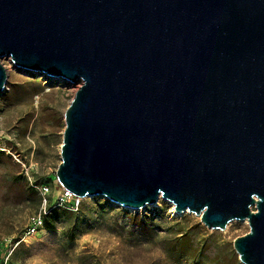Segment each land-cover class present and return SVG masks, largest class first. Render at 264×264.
Instances as JSON below:
<instances>
[{
    "label": "water",
    "instance_id": "1",
    "mask_svg": "<svg viewBox=\"0 0 264 264\" xmlns=\"http://www.w3.org/2000/svg\"><path fill=\"white\" fill-rule=\"evenodd\" d=\"M80 83L55 178L75 198L158 199L264 264V0H0V60ZM7 74L0 64V94Z\"/></svg>",
    "mask_w": 264,
    "mask_h": 264
},
{
    "label": "rangeland",
    "instance_id": "2",
    "mask_svg": "<svg viewBox=\"0 0 264 264\" xmlns=\"http://www.w3.org/2000/svg\"><path fill=\"white\" fill-rule=\"evenodd\" d=\"M0 64L7 74L0 94V246L14 248V263L241 264L232 243L248 233L246 221L209 230L194 214L174 215L162 199L129 210L103 197L76 198L47 216L52 231L24 237L32 217L57 206L63 114L80 83L63 85L7 59ZM180 232L191 240L187 255L174 252Z\"/></svg>",
    "mask_w": 264,
    "mask_h": 264
},
{
    "label": "built area",
    "instance_id": "3",
    "mask_svg": "<svg viewBox=\"0 0 264 264\" xmlns=\"http://www.w3.org/2000/svg\"><path fill=\"white\" fill-rule=\"evenodd\" d=\"M49 79V78H48ZM50 80V79H49ZM44 191H47L46 189ZM57 205L58 206H66L70 204L72 201H76L77 199L71 195L69 192L61 189L58 197H57ZM41 228H43V221L41 216H34L30 219L29 226L24 234V237L30 236L38 232ZM14 252V248L6 247L3 248L0 246V264H18L14 263L11 260L12 254Z\"/></svg>",
    "mask_w": 264,
    "mask_h": 264
},
{
    "label": "trees",
    "instance_id": "4",
    "mask_svg": "<svg viewBox=\"0 0 264 264\" xmlns=\"http://www.w3.org/2000/svg\"><path fill=\"white\" fill-rule=\"evenodd\" d=\"M73 206V205H71ZM62 207H67L66 206H56L54 208L49 207L48 208V213L44 216H42V221H43V228L46 231H52L53 230V223L47 220L48 215H54L57 213V211L62 208ZM134 220H138V218H134ZM172 243L176 246L177 249L174 250L179 255H187V252L190 251V237L187 233L185 232H180L176 234L175 238L172 240Z\"/></svg>",
    "mask_w": 264,
    "mask_h": 264
},
{
    "label": "bare ground",
    "instance_id": "5",
    "mask_svg": "<svg viewBox=\"0 0 264 264\" xmlns=\"http://www.w3.org/2000/svg\"><path fill=\"white\" fill-rule=\"evenodd\" d=\"M168 203H169V202H168ZM169 204H170V203H169ZM172 207H173V206H172ZM173 214L176 215V214L174 213V211H173ZM243 223H245V222H243Z\"/></svg>",
    "mask_w": 264,
    "mask_h": 264
}]
</instances>
